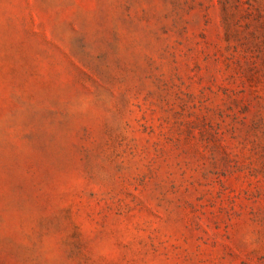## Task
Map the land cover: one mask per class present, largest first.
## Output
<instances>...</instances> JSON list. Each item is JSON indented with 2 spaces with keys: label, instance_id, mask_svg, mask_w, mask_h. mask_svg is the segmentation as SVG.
<instances>
[{
  "label": "rangeland",
  "instance_id": "1",
  "mask_svg": "<svg viewBox=\"0 0 264 264\" xmlns=\"http://www.w3.org/2000/svg\"><path fill=\"white\" fill-rule=\"evenodd\" d=\"M0 264H264V0H0Z\"/></svg>",
  "mask_w": 264,
  "mask_h": 264
}]
</instances>
